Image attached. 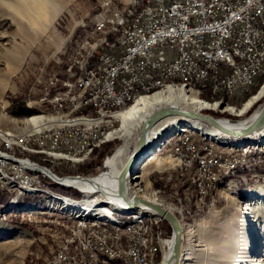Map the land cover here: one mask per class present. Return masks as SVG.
Instances as JSON below:
<instances>
[{"label":"rangeland","instance_id":"1","mask_svg":"<svg viewBox=\"0 0 264 264\" xmlns=\"http://www.w3.org/2000/svg\"><path fill=\"white\" fill-rule=\"evenodd\" d=\"M2 2L4 8H6L3 10V13L8 17L0 22V82L7 83V86L5 88L0 87V110L5 114V116L0 115V130L7 129L20 132L22 129L16 124L17 121L15 123L10 118L26 119L27 117L37 115L63 116V121L73 117L82 120L81 117L87 116V119L93 118V121H97L102 113L113 114L119 109L130 105L141 95L162 90L169 85L194 91L195 95L197 94L198 97L205 99L204 101L210 104V106L215 107V110L210 107L203 110V112L210 114L212 112V114L220 113L221 115H215L223 119L241 121L243 117H250V114L255 115V113H258V111H255L256 108L264 103L263 96L247 112L238 113L235 110L244 107V102L246 103L248 99L257 94L261 89L264 85L263 74L261 84L259 79L250 88L249 94L245 93V95L239 96L229 93H225V96H223L221 92L213 93L205 92L204 90L197 92V87L191 84L183 86L186 80L184 77H180L177 80L174 78L170 80L159 79L155 82L153 88H141L139 91L133 93L131 98L127 99L126 104H115L107 109L90 110V108L67 106L50 108L49 103L44 98L39 97L41 94L38 90V87H41V83H39L40 79L44 78L47 74L45 70H54L60 77L65 76L68 53L75 51L78 46H81L82 39L85 37H89L94 43H102V37H104L107 46H100L99 50L97 49V57H105L107 55V48H110L108 46L114 48L112 37L120 31V28H125V21L111 20L108 28L100 31V35L93 33L95 18L102 9L101 4L103 3L104 11H110L111 19H118L120 9L123 12H127V10L134 6L133 3L136 0H54L55 6H58L61 10L51 24L46 23L47 25H44L43 23L41 26L30 24L26 18L19 17L14 12L11 6L14 2H17L16 0H2ZM138 4H145V0H138ZM1 13L2 11L0 10ZM139 13L134 11L133 18H139ZM95 55L96 48L88 47L86 53L82 54V60L94 59ZM60 85L59 87L61 88ZM256 86L258 90L254 94L252 90ZM220 88H223V84H221ZM102 89H109V81H102ZM203 93H206V97H202ZM220 100L223 103L220 102L218 106L212 104ZM31 101L33 105L28 106V103ZM20 110L24 111L20 112ZM253 111L255 112L253 113ZM41 122H46L45 126L48 127L55 126L51 124L53 122L50 123L46 120H41ZM82 122L78 121L71 124L72 126H76L73 129L64 127L63 130H88V126L82 127ZM182 123L175 127L177 132L173 135L168 136L167 130L163 132L167 135V138L161 137L160 143L162 144L156 152V154L160 155L158 156L159 159L148 164L145 170L139 173L141 177L135 181L141 180L146 190L155 191L163 200L173 204L176 208L173 214L179 218V221L186 222L191 227L196 226L195 229L201 228L197 232L196 238L199 237L202 240L208 239L209 242L213 241L214 246L212 245V247L214 249L225 243V239L228 238L230 232H236L237 234V230H244L248 235V242L243 243V249L250 256L252 260L251 264H264L263 134H260V136H258L259 134L249 136L248 138L253 139L247 142L252 146L250 150L253 151L255 160H261V162L251 161V156H239L238 162L236 161L235 164L228 165L222 173H218V182L210 193L208 204L200 208L197 203H193L192 197L191 202L188 200V192L192 191V184L190 185L189 182L192 171L182 174L178 168H168L171 173V179L166 184L167 188L164 187V182H150L149 179L152 178V173L156 171L152 172L153 169L172 165L177 161L175 158L165 155L166 149L164 148L174 143L175 140L187 132L195 136L194 139L198 143L199 149L204 146L205 142L213 146L225 147L232 150L249 147L246 146V142L241 147L234 144L236 143V137H230L231 144H222L202 131L182 130L184 126ZM181 124L182 126H180ZM118 125L119 121L114 117H105L103 123L91 126L90 130H94V133H87L86 143L78 144L77 147H73L72 143L66 146L64 142H54L53 140L44 139L33 140L32 137H28V134H26L23 140L15 139L13 141L0 136V152L6 158L0 154L4 158V161L16 163V168L20 172L28 175H37V178H40L39 184H29L23 182L17 175H13L11 170H5L4 165L0 167V183L6 187H0V190L11 192L6 201L0 202V264H38L37 260H42L43 257L46 260L41 264H54V257H51V255L55 250L56 241L61 237V232L65 231V222H56L54 225L47 221L40 222L37 220L41 218L44 220L62 219L65 221H77L79 223L90 222L110 227L115 230L117 240L121 244V251L130 250V237L126 235L125 228L136 225V229L133 228L134 238L137 246L142 250L140 264H146L145 258L147 261L151 256L153 258L152 264H165L164 249L160 244V240L165 239L162 231L163 228L169 233V238L172 236V229L168 232V225L170 226V224L163 217L161 219L157 217L154 219L149 216L151 219H146L140 214L143 217L136 222H132L135 219L130 214L133 210H129L128 214L124 212H127L125 208L115 207L110 213H114L115 217H120L121 226H118L109 216H87L84 211H76L83 205V197L87 196V191H93L87 187H80V181H85L86 178L98 175L102 171L103 166L98 169L96 165L101 162L104 164L105 159L121 143V140L118 138L109 139L111 141H106L105 139L106 135ZM34 129L35 131L47 130L44 129V125ZM260 140L263 141L260 142ZM103 143L105 144L103 145ZM53 146H56L60 150H69L71 153L63 155L58 152L57 156H62L73 163L85 162V164L74 166L72 164L55 162L54 156H51L47 152ZM20 157L25 161H21ZM158 161L162 163H158ZM28 162L42 163L44 168L54 172L60 179H66L67 182L58 181L51 177L50 174L38 170L36 165ZM69 178H75L76 181L70 182ZM61 194L62 196L74 198L75 205L68 204L66 200H62ZM246 205L249 209L244 210L249 220L247 223L240 224L236 216L241 214L242 209ZM92 207L95 209L103 208L97 204H92ZM55 226L56 228H54ZM141 236H148L151 241L148 240L141 245L138 243ZM229 243L228 240L227 244L229 245ZM200 247L204 248V246ZM96 256L86 255L87 264H101V261L105 264H135L130 263L129 256L126 257L121 253H113L109 248L96 249ZM193 259H198V262H201L204 258L201 257L198 250ZM237 264L246 263L241 261Z\"/></svg>","mask_w":264,"mask_h":264},{"label":"built area","instance_id":"2","mask_svg":"<svg viewBox=\"0 0 264 264\" xmlns=\"http://www.w3.org/2000/svg\"><path fill=\"white\" fill-rule=\"evenodd\" d=\"M101 7L93 33L100 35L101 28L111 20L125 21V28H120L112 37L114 48H107L105 57H97L98 46L106 45L105 38L102 37V43H93L85 37L81 46L68 53L65 76L60 77L54 70H45L47 74L40 79L38 90L49 106L76 105L90 110L107 108L124 103L140 87L152 86L158 78L167 75L182 76L186 82L205 92L214 91V84L222 83L221 94L242 95L261 76L264 68V0H145V4H138L136 0V6L130 12L120 9L118 19H111L110 11H104L103 3ZM135 8H142L141 18H132ZM87 47L96 48L95 58L82 60ZM102 81H109V89H102ZM263 129L264 125L252 133ZM93 131L34 129L28 135L33 139L72 140V146H76L86 141V132ZM194 137L187 132L167 145L165 155L177 161L153 169L152 172L156 171L151 172L149 180L164 182L166 187L171 179L169 169L178 168L182 174L192 171L189 179L192 191L188 192V200L192 197L193 203L203 208L216 187L218 172L226 165L239 161V156H251L254 162L261 160H255L252 150L245 148L232 150L204 141V146L199 149ZM20 160L24 159L20 157ZM54 161L74 166L85 164L73 163L57 155H54ZM1 162L4 168H9L23 181L39 184L37 175L19 172L16 163ZM28 163L43 166L39 162ZM102 166L103 162L96 165L98 169ZM50 176L60 179L52 171ZM68 180L76 181L75 178ZM0 187L6 188L2 183ZM37 220L54 225L56 221L65 222V231L61 232L51 255L54 264H87L85 254L96 256L95 248L100 247L134 256V263H138L139 247L132 236L136 225L125 228L126 235L130 236V250L121 251L114 229L110 227L62 219ZM162 231L166 242L169 233L165 228ZM40 262H45V257L37 260L38 264ZM101 264L105 263L101 261Z\"/></svg>","mask_w":264,"mask_h":264},{"label":"bare ground","instance_id":"3","mask_svg":"<svg viewBox=\"0 0 264 264\" xmlns=\"http://www.w3.org/2000/svg\"><path fill=\"white\" fill-rule=\"evenodd\" d=\"M16 1L17 2H14V4L11 6L13 8L14 12L16 14H18L19 17L26 18L30 24L35 25V26H38V25L41 26V25H43V23H44V25L46 23L51 24V22H53V20L56 18L58 12L61 10L58 6H55L54 0H16ZM133 4H134V6L132 8H130L129 10H127V12H130V10L136 6V2ZM4 9H6V8H4L3 2H2V0H0V10L2 11V13L0 14V22L4 21L8 17L7 15H5L3 13ZM134 11L140 12L139 18L142 17V8H135L132 11V18H133ZM109 24H107L105 28H101L100 31L106 30L108 28ZM105 44H106V39H105ZM100 46H107V45H99L97 48L98 50H99ZM108 47L111 48V46H108ZM87 49H88V47L85 49V51L83 53H86ZM263 74H264V68L262 69V73H261L260 77H262ZM180 77H182V76L167 75V76H165V78H158L155 82H157L159 79L170 80L171 78H174L175 80H177ZM260 77L257 80H255L254 83L249 87V90L247 91L248 94H249L250 88L252 86H254V84H256V82L259 81ZM155 82L152 86H142L138 90H136L135 92L139 91L141 88H153L155 85ZM189 84H191V83L186 82V83H183V86H189ZM221 84L222 83H215L214 84V91H211V92H215V93L222 92L223 88H220ZM6 86H7V83L4 84L3 82H0L1 88H5ZM200 90H203V89H200V88L196 89L197 92H200ZM135 92H133V93H135ZM133 93H131L128 98H131V95ZM229 94L232 95L233 93H229ZM242 95H245V94H242ZM223 96H225V93L223 94ZM263 96H264V85L257 92V94H255L253 97L248 99L246 101V103L244 102V104H245L244 107H241V108H238L235 110L238 113L247 112L248 109L252 108L253 105L255 103H257V101L259 99H261V97H263ZM39 97H41V96H39ZM128 98H126V101L124 103H115V104H126ZM204 100L205 99L198 97L197 94L195 95L194 91L184 89L183 87H176V86L169 85L162 90H159V91H156V92H153L150 94L141 95L140 97L136 98L130 105L126 106L125 108L119 109L118 111L114 112L113 114L102 113L100 118L97 121H93L94 120L93 118L87 119V116L81 117L82 120H78V119H75V117H73V118H67L65 121L62 120L63 116L53 117V116L37 115V116L27 117L26 119L10 118V120L14 121L15 123L17 121L16 124L22 130L20 132H18V131H11V130H7V129L6 130L1 129L0 130V136L8 138L11 141H13L15 139L23 140L25 138L26 134H28V132L32 131L34 128H37L41 125H44V129H60V130H63L64 127L65 128L69 127V129H73L76 126H72L71 124L77 123L78 121H83L82 127L86 125L90 129L92 125L97 126V125L103 123L105 117H114L117 121H119V125L116 128H114L112 131H110L106 135L105 139H106V141H111L109 139L118 138L121 140V143L114 150V152L105 159L102 171L98 175L86 178L85 181H80L81 182V184L79 185L80 187H82V188L87 187V188L92 189L93 191H89V190L87 191V196H85V198L83 197V199H84L83 205L81 207H79V209H77L76 211H80V210L84 211L85 215H87V216H92V215H95L97 217L109 216L113 222L117 223L118 226H121L120 217H115L113 215L114 213H110L111 210L115 207L116 208H120V207L125 208L127 210V212L124 211L125 213H128L129 210H133V212L130 213L135 218V219H133L132 222H136V221L140 220L143 216L146 219H151V218L156 219V217L161 219V217H163V216L156 209H154L153 207H151L149 205L141 204V207H135L132 209L127 206V204H126L127 202L120 196V193H119V187L118 186H119L120 173L123 170L124 166L126 165V163L129 159L130 155L132 154V152L137 148L139 140H140L141 132H142L143 123L145 122L146 118L151 113H153L154 111H156L162 107H166V106H170V107L179 109L180 111L193 110V111H197V112H200V111L203 112V110H206L207 108L212 107V106H210V104H208ZM220 102L223 103V101L220 100L219 102L215 101L212 104H215L218 106ZM31 103H32V101L29 102L28 105H30V106L33 105ZM115 104H113V105H115ZM113 105H111L107 108H110ZM226 105H228V104L226 103ZM262 105L263 104H260L256 108L255 111H259L260 108L262 107ZM56 106L81 107V106H76V105L56 104L55 106H50V108H55ZM83 108H89V107H83ZM107 108H99V109H91V110H100V109H107ZM212 109L215 110V107L213 106ZM255 111H253V113ZM68 114H70V113H68ZM256 114L257 113H255V115L250 114V117H243L241 119V121L232 120V119L231 120L230 119H223L220 117L218 118V120L222 125H224L228 128H240V127H243L244 124L249 123L256 116ZM0 115L5 116L4 112H2L1 110H0ZM192 117L193 116L187 115L184 113H165V114L157 117L154 120V122L147 128V131H146L147 147L144 151V154L142 155V158L140 160H138L137 162H135L131 166L130 172L125 177L126 191H127L128 196L131 199H133V197L135 195H138V196L144 198L145 200H148L150 202H153V203L159 205L160 207L164 208L165 210L170 211L171 213H173L175 211L176 208L173 204L163 200V198H161L157 193H155V191L146 190V188L143 187L141 180L140 181H135V180H137L141 177V175L139 173L141 171L143 172L148 164H150L152 161H154L156 159L157 160L159 159L158 156H160V155L156 154V152L161 147V144H162V143H160L161 137L164 136V138L165 137L167 138V135L163 132L165 130H167L168 136H170L171 134L173 135L174 133L177 132L175 127L182 122L186 123V124L182 123V124H184V126L182 127V130L188 131L187 129H190V130H194L196 132L202 131L206 135L210 136L211 138H214L216 141H219L222 144H231L230 137L231 138L236 137L237 138L235 140L236 143H234V144L240 145V147H241V146L245 145V142L247 143V142H249V140L252 141L253 138H248L249 136H252V135L254 136L257 134H259L258 136H260V134H263L262 137H264V129L262 131L255 132V133H252L253 132L252 131L251 134L249 133L245 136H244V134L233 135L232 133L225 131L224 129H222V128L214 125V124H211L210 122H208L206 120L199 119L196 117L192 118ZM41 120H46L47 122H50V123L53 122L51 124L55 125V126H50V127L45 126L46 122L43 123V122H41ZM60 123L62 125L59 126L58 124H60ZM182 124L180 126H182ZM256 130H258V128H256L254 131H256ZM87 133H94V131L93 132H86V135H87ZM28 137H31V136L28 135ZM257 138H259V137H257ZM44 140H51V139H44ZM262 141L260 140V142H262ZM54 142H62V141H54ZM156 142H157V144H155ZM64 143H65L64 145L69 146V145H71L72 140H65ZM85 143H86V141L83 144H85ZM77 146H78V144L76 146H73V147H77ZM246 146L249 148H245V149H248V150L252 149L251 148L252 146H250L248 143L246 144ZM47 152L51 156L56 155L58 152L62 153L63 155L71 154L69 152V150L68 151H66V149L60 150V149H57L56 146L51 147ZM0 153L2 154V152H0ZM1 154H0V167L3 166V163L1 161H4V158H6V156L4 154H2L4 158L1 157ZM252 154H253V151H252ZM13 159H15V158H13ZM80 160H78V161H80ZM21 161H25V160H21ZM58 163H60V162H58ZM158 163H162V162L158 161ZM235 163L236 162H234L232 164H228V165H233ZM32 165H35V164H32ZM228 165H226L224 168H226ZM36 167L38 170L43 171L44 173L50 174V172H51L48 169L44 168L43 166H41V167L36 166ZM224 168L222 171H219L218 173H222L224 171ZM5 170H10V169L5 168ZM13 175H16V174H13ZM69 179H72V178H69ZM57 180L67 182L66 180H63V179H57ZM69 181H74V180H69ZM23 182L28 183L27 181H23ZM29 184H32V183H29ZM116 195H118V196H116ZM61 197H62V200L67 201L66 203L71 204V205H75L74 204V202H75L74 198L62 196V194H61ZM61 197L58 196L59 199H61ZM103 197H112V198H103ZM107 203H109V204H107ZM87 204H89L90 206ZM92 204L101 205L103 208L95 209L92 207ZM104 204H106L107 206ZM244 209L248 210L249 207L246 205L245 208L242 209L241 214L236 216L237 221L240 224L247 223V221L249 220V217L247 214H245ZM140 214H142L143 216H141ZM149 216L151 218H149ZM56 222H64V221H56ZM156 222H157V220H156ZM178 222H179L180 227L182 226L181 232H180V235H181L180 251H179L178 257L176 259L169 258L170 259V260H168V261H170L169 264H237L241 261L243 263H246V264L252 263L250 256L247 255L245 253V249H243L244 248L243 243L248 242V235L244 232V230L243 231L240 229L237 230V234H236V232H230V235L228 236V238L225 239V243L214 249V247H212V245L214 243L213 241L209 242L208 239L202 240V239H199V237L196 238L197 232H199V230L201 228L195 229L196 226L191 227V225H188L186 222L179 221V218H178ZM114 225H116V224H114ZM134 229H136V228H134ZM134 229H132V236L133 237H134ZM114 235H115V230H114ZM236 238H238V240L235 241ZM148 240H150L148 236H146V237L141 236L140 242H138V243L142 245ZM228 240L230 242L229 245L227 244ZM134 241H135V238H134ZM118 242H119V240H118ZM236 242H237V244H236ZM160 244L162 245V248L164 249V263H165V262H167V259L171 253V249H172V245H173V234L170 238H167L166 242H165V239H161ZM136 245H137V243H136ZM200 246H204V248H201ZM101 248H108V247L95 248V255H96V249H101ZM120 250H121V244H120ZM198 250H199V253L201 254V257L204 258L203 261H201V262H198V259L197 260L193 259L194 255L198 252ZM141 252H142V250L139 247L138 263H136V264H140ZM113 253H119V252H113ZM86 255H92V254H85V261H86ZM51 257H54V256H51ZM45 260H46V258H45ZM129 261H130V263H134L133 262L134 256H129ZM145 262H146V264H152L153 263L152 256L147 261L145 258ZM41 263L42 262H40V264ZM124 264H127V263H124Z\"/></svg>","mask_w":264,"mask_h":264},{"label":"water","instance_id":"4","mask_svg":"<svg viewBox=\"0 0 264 264\" xmlns=\"http://www.w3.org/2000/svg\"><path fill=\"white\" fill-rule=\"evenodd\" d=\"M165 113H184L187 115H191L193 117L199 118V119H203L206 120L208 122H210L211 124H214L222 129H224L225 131H228L230 133H232L233 135L237 134H244L247 135L249 133H251L252 131H254L256 128H261L264 124V103L262 105V107L260 108V110L258 111V113L256 114V116L247 124H244L243 127L240 128H228L224 125H222L218 118L217 115L215 114H210L208 112H197V111H193V110H185V111H180L179 109L170 107V106H166V107H162L156 111H154L153 113H151L145 120V122L143 123V127H142V132H141V136H140V140L138 143L137 148L132 152V154L130 155L126 165L124 166L123 170L120 173L119 176V193L120 196L127 202V206L129 208H135V207H141V204L144 205H149L151 207H153L154 209H156L164 218L165 220L170 224L171 229H172V234H173V245H172V249H171V253L170 256L167 259V262H165V264H169L171 259H176L178 257L179 251H180V243H181V227L179 225L178 222V218L176 217L175 214L171 213L168 210H165L164 208L160 207L159 205L150 202L148 200H145L144 198L135 195L133 197V199H131L126 191V187H125V177L128 175V173L130 172L131 166L137 162L138 160H140L142 158V155L144 154V151L147 147V140H146V131L147 128L154 122V120L165 114ZM143 206V205H142Z\"/></svg>","mask_w":264,"mask_h":264},{"label":"trees","instance_id":"5","mask_svg":"<svg viewBox=\"0 0 264 264\" xmlns=\"http://www.w3.org/2000/svg\"><path fill=\"white\" fill-rule=\"evenodd\" d=\"M262 81H263V79H262V77H260V84L262 83ZM257 90H258V87L256 86V87H254L253 88V90H252V93H256L257 92ZM202 97H206V93H203L202 94ZM24 110H26V109H24ZM23 110V111H24ZM22 110H20V112H23ZM31 112V111H30ZM30 112H28V113H30ZM27 113V114H28ZM213 113V112H212ZM26 114V115H27ZM214 114H217V115H221L220 113H214ZM106 143V142H105ZM105 143H103V145L105 144ZM110 151V150H109ZM108 153V152H107ZM11 195V192H9V191H4V190H0V202H4V201H6V199L9 197ZM165 221V220H164ZM167 222V221H166ZM168 223V222H167ZM169 224V223H168ZM171 231V227L168 225V232H170Z\"/></svg>","mask_w":264,"mask_h":264},{"label":"crops","instance_id":"6","mask_svg":"<svg viewBox=\"0 0 264 264\" xmlns=\"http://www.w3.org/2000/svg\"><path fill=\"white\" fill-rule=\"evenodd\" d=\"M213 93H215V92H213Z\"/></svg>","mask_w":264,"mask_h":264}]
</instances>
